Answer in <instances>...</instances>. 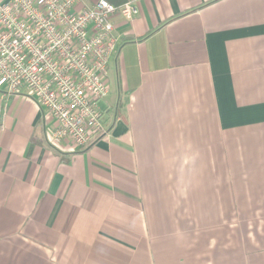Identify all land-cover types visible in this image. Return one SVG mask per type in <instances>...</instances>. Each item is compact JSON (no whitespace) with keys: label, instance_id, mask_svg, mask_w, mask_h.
I'll return each mask as SVG.
<instances>
[{"label":"crops","instance_id":"crops-1","mask_svg":"<svg viewBox=\"0 0 264 264\" xmlns=\"http://www.w3.org/2000/svg\"><path fill=\"white\" fill-rule=\"evenodd\" d=\"M132 1L107 138L0 95V264H264V0Z\"/></svg>","mask_w":264,"mask_h":264},{"label":"built area","instance_id":"built-area-1","mask_svg":"<svg viewBox=\"0 0 264 264\" xmlns=\"http://www.w3.org/2000/svg\"><path fill=\"white\" fill-rule=\"evenodd\" d=\"M0 1V95L25 90L52 121L48 139L85 150L108 133L101 103L105 74L117 51L113 17L132 22V0L113 6L98 0Z\"/></svg>","mask_w":264,"mask_h":264},{"label":"rangeland","instance_id":"rangeland-1","mask_svg":"<svg viewBox=\"0 0 264 264\" xmlns=\"http://www.w3.org/2000/svg\"><path fill=\"white\" fill-rule=\"evenodd\" d=\"M101 106H103V102L101 103Z\"/></svg>","mask_w":264,"mask_h":264}]
</instances>
